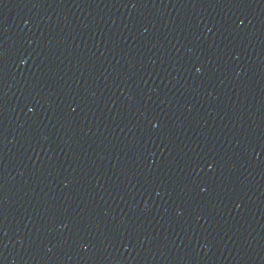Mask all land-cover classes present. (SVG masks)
Wrapping results in <instances>:
<instances>
[{
	"label": "water",
	"instance_id": "water-1",
	"mask_svg": "<svg viewBox=\"0 0 264 264\" xmlns=\"http://www.w3.org/2000/svg\"><path fill=\"white\" fill-rule=\"evenodd\" d=\"M0 264H264V0H0Z\"/></svg>",
	"mask_w": 264,
	"mask_h": 264
}]
</instances>
